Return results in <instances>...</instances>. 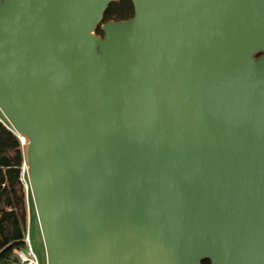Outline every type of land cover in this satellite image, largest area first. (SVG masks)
<instances>
[{
	"label": "water",
	"instance_id": "obj_1",
	"mask_svg": "<svg viewBox=\"0 0 264 264\" xmlns=\"http://www.w3.org/2000/svg\"><path fill=\"white\" fill-rule=\"evenodd\" d=\"M120 1L0 0L45 264H264V0Z\"/></svg>",
	"mask_w": 264,
	"mask_h": 264
},
{
	"label": "trees",
	"instance_id": "obj_2",
	"mask_svg": "<svg viewBox=\"0 0 264 264\" xmlns=\"http://www.w3.org/2000/svg\"><path fill=\"white\" fill-rule=\"evenodd\" d=\"M133 16L132 1L121 0L109 7L105 22L128 21ZM98 34H101L100 30ZM25 163L26 151L16 132L0 112V264L19 263L16 253L27 247V229L32 245V231L35 223L37 225L27 174L23 169ZM24 183L28 185L29 205L32 208L29 213V228ZM204 264L210 262L206 261Z\"/></svg>",
	"mask_w": 264,
	"mask_h": 264
},
{
	"label": "rangeland",
	"instance_id": "obj_3",
	"mask_svg": "<svg viewBox=\"0 0 264 264\" xmlns=\"http://www.w3.org/2000/svg\"><path fill=\"white\" fill-rule=\"evenodd\" d=\"M27 144H28V142L25 141V144L23 146L25 151L27 149ZM24 167H25V164L23 165V169H24ZM24 187H25V203H26V209H27V220H28V228H29V213H30V209L32 211V208L29 205L30 194L28 193L26 183H24ZM28 237H29V232L27 229V237L25 240L27 247L25 249L18 250L17 253H22L25 256H28V253L30 251ZM32 247H33V250L35 251V254L39 258L40 264H45V254H44L43 242H42V238H41V234H40L38 224L36 225V223H35V225L33 227V231H32Z\"/></svg>",
	"mask_w": 264,
	"mask_h": 264
},
{
	"label": "built area",
	"instance_id": "obj_4",
	"mask_svg": "<svg viewBox=\"0 0 264 264\" xmlns=\"http://www.w3.org/2000/svg\"><path fill=\"white\" fill-rule=\"evenodd\" d=\"M29 239L30 238L28 237V242H29V247H30V251L28 253V256H25L22 253H16L17 257L19 258V263L18 264H40L39 258L35 254Z\"/></svg>",
	"mask_w": 264,
	"mask_h": 264
}]
</instances>
